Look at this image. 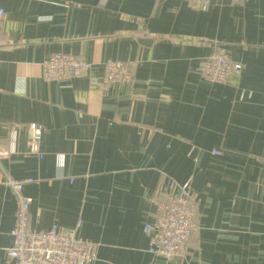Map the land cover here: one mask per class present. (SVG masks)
<instances>
[{
	"label": "crops",
	"instance_id": "crops-1",
	"mask_svg": "<svg viewBox=\"0 0 264 264\" xmlns=\"http://www.w3.org/2000/svg\"><path fill=\"white\" fill-rule=\"evenodd\" d=\"M0 264H14L24 187L34 230L57 225L98 244L93 264H264V0H0ZM224 50L241 76L198 70ZM71 53L86 76L48 82L43 62ZM132 72L105 83L106 61ZM42 129L30 152L32 128ZM214 151H220L216 154ZM63 156V164H60ZM190 181L199 231L183 258L149 252L144 231L170 180Z\"/></svg>",
	"mask_w": 264,
	"mask_h": 264
},
{
	"label": "built area",
	"instance_id": "built-area-1",
	"mask_svg": "<svg viewBox=\"0 0 264 264\" xmlns=\"http://www.w3.org/2000/svg\"><path fill=\"white\" fill-rule=\"evenodd\" d=\"M216 0H191L197 9H207ZM240 3L245 0H228ZM5 10L0 8V20ZM243 64L234 61L224 51L206 57L198 70L201 77L212 84H228L239 78ZM92 63L71 53H55L43 62V78L48 82L82 78L91 70ZM105 83L125 84L132 81V72L122 61H106L103 64ZM42 129L32 128L30 152L39 153ZM17 130L10 132L7 146L0 147V160L16 152ZM221 154L220 151H214ZM60 164L64 158L60 156ZM33 178L17 180L6 178L17 200L16 223L12 230L13 245L7 254L14 264H93L97 260L98 244L78 235L76 230H64L54 225L48 230H34L29 223L31 200L23 192ZM195 193L190 181L178 183L170 180L165 201H156L157 216L147 223L144 231L151 235L149 252L166 262L185 257L190 240L199 231L196 219Z\"/></svg>",
	"mask_w": 264,
	"mask_h": 264
}]
</instances>
